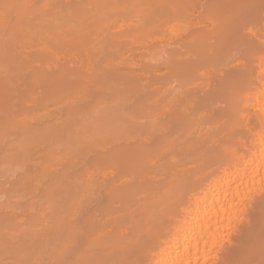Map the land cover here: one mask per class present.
<instances>
[{
	"label": "bare ground",
	"instance_id": "bare-ground-1",
	"mask_svg": "<svg viewBox=\"0 0 264 264\" xmlns=\"http://www.w3.org/2000/svg\"><path fill=\"white\" fill-rule=\"evenodd\" d=\"M0 264H264V0H0Z\"/></svg>",
	"mask_w": 264,
	"mask_h": 264
}]
</instances>
